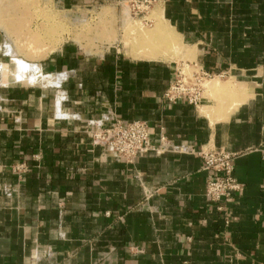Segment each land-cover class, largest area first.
<instances>
[{"label":"crops","instance_id":"1","mask_svg":"<svg viewBox=\"0 0 264 264\" xmlns=\"http://www.w3.org/2000/svg\"><path fill=\"white\" fill-rule=\"evenodd\" d=\"M132 1L0 0V264H264V0H154L138 22L178 45L156 59L121 37ZM92 4L108 45L67 39V11ZM182 65L224 88L169 101ZM114 119L147 123L151 148L95 144ZM211 151L240 185L220 201Z\"/></svg>","mask_w":264,"mask_h":264},{"label":"built area","instance_id":"2","mask_svg":"<svg viewBox=\"0 0 264 264\" xmlns=\"http://www.w3.org/2000/svg\"><path fill=\"white\" fill-rule=\"evenodd\" d=\"M182 75L184 74H177L165 90L164 97L171 102L187 100L197 106L204 100L201 92V88H204L202 80L217 74L194 70L191 77ZM92 139L95 144L107 145L117 156L128 161H132L140 152L151 148L149 126L141 120L123 122L114 119L108 125L97 127L92 132ZM203 158L204 167L208 171L206 191L211 200L220 201L228 198L232 192L240 188L237 179L233 176L232 155L225 151H211L204 152ZM21 168L25 169V165L17 166V170Z\"/></svg>","mask_w":264,"mask_h":264},{"label":"rangeland","instance_id":"3","mask_svg":"<svg viewBox=\"0 0 264 264\" xmlns=\"http://www.w3.org/2000/svg\"><path fill=\"white\" fill-rule=\"evenodd\" d=\"M144 2V1H143ZM154 0H145L144 3H133V1L130 4H127V10L125 11V20L122 21V27H123V34L122 38L126 46L131 45L130 39H132L135 43L138 41H143L144 43H147V40H144V38H149V35L152 31L155 30L154 26L152 28H145L141 23L138 22V19L143 20L147 24H150V21L145 18V16H148L149 12L153 9ZM117 7L123 6L120 4H116ZM99 5L92 4L87 5L85 7L80 8H73L71 10L67 11V39H77L80 42H82L84 45L88 46H97L101 45L103 43H111L112 40L117 39L116 35V29L115 24L112 23L111 20L105 19H99V16L97 15L99 9ZM132 17L133 19L137 20L135 24L131 23L129 20V17ZM156 25H163L162 22L157 21L155 23ZM60 25L57 24V26ZM155 25V26H156ZM128 28V29H127ZM132 30V31H131ZM137 30V33H136ZM131 31V32H130ZM140 31V32H138ZM150 31V33H149ZM142 32V33H141ZM156 34L153 35L154 38L159 41L156 45L159 48H165V46L170 47L166 41L165 34ZM142 34V35H141ZM136 38V39H135ZM137 40V41H136ZM108 42V43H107ZM117 42V41H115ZM137 42V43H138ZM128 43V44H127ZM131 46H134L133 44ZM171 51H175V49H169ZM129 51L134 54L133 51ZM197 70V72L201 73V69H196L195 67H189L182 65L180 66L178 73H183L187 75L188 77L192 76V71ZM208 78H205L202 80L203 84L212 78V76H207ZM204 86V85H203ZM207 88V87H206ZM201 92L203 96H205V86L204 88H201Z\"/></svg>","mask_w":264,"mask_h":264},{"label":"bare ground","instance_id":"4","mask_svg":"<svg viewBox=\"0 0 264 264\" xmlns=\"http://www.w3.org/2000/svg\"><path fill=\"white\" fill-rule=\"evenodd\" d=\"M124 20H125V18H124ZM156 26H158L160 28L161 25H156ZM138 32H140V31H138ZM165 32H166L165 33L166 34L165 35L166 41H167V43H169L168 45L170 46V48L172 47V49H175L176 50V48L178 47V45L176 43V40L174 39L175 37L173 38L172 35L169 33V31L167 29H166ZM136 33H137V30H136ZM144 40H147V43H144L143 41H139L138 42L137 40L136 41L138 43L137 42L135 43L134 42L135 40L133 41L132 39H130V44L131 45L133 44L134 45V48L137 49V48L140 47V50L139 51L136 50L137 51V53L135 54L136 56H141V57H145V58H149V59H156V58H164V55L165 54L167 55V53H169V49H167V48H160V47L158 48L157 47L156 44L159 41H157V39L154 38L153 36L149 35V38H144ZM131 45H129V46H131ZM165 47H167V46H165ZM213 85H214V87L218 91H220V90H222L224 88V86H222L220 83H218V84H215V83L212 84V82L210 80H207L206 83L204 84L205 87H207V86H213Z\"/></svg>","mask_w":264,"mask_h":264}]
</instances>
